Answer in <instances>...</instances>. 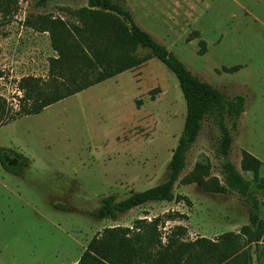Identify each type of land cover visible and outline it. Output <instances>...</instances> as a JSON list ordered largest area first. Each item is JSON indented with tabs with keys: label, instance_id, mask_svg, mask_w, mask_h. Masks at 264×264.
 I'll return each mask as SVG.
<instances>
[{
	"label": "rangeland",
	"instance_id": "rangeland-1",
	"mask_svg": "<svg viewBox=\"0 0 264 264\" xmlns=\"http://www.w3.org/2000/svg\"><path fill=\"white\" fill-rule=\"evenodd\" d=\"M36 2L19 0L12 12L0 13V98L8 116L18 110V80L46 77L49 60L56 57L48 33L34 31L27 22L39 15L66 19L63 8L86 5V0H51L42 8ZM124 2L134 21L194 75L229 97H246L230 153H218L219 130L212 119L204 120L174 186V193L190 205L148 203L120 214L117 221L99 220L94 214L102 198L112 195L120 201L167 179L186 114L176 77L149 59L40 114L10 121L0 127L6 164L0 163V264H76L103 229L131 228L135 220L150 221L168 212L186 219L159 228L163 243L175 226L186 228L187 241L217 243L231 232L240 234L237 264H264V241L249 243L242 231L247 226L254 230L247 199L180 182L201 163L209 178L224 185L226 161L252 182V175L240 169L243 150L262 162L259 175L264 179V0ZM195 31L198 38L186 42ZM200 41L205 43L201 55ZM234 66L239 67L235 73L223 71ZM255 196L260 207L254 211L264 221V196Z\"/></svg>",
	"mask_w": 264,
	"mask_h": 264
},
{
	"label": "trees",
	"instance_id": "trees-1",
	"mask_svg": "<svg viewBox=\"0 0 264 264\" xmlns=\"http://www.w3.org/2000/svg\"><path fill=\"white\" fill-rule=\"evenodd\" d=\"M19 0H0V13L9 14ZM51 0H37L45 8ZM68 18L39 15L33 23L36 32L48 33L56 57L50 58L46 77L25 76L16 83L18 110L8 116V106L0 98V127L19 118L40 114L47 107L74 96L92 86L132 70L149 59L162 63L177 79L185 101L186 114L177 144L168 164L167 179L156 186L133 192L117 201L114 196L102 198L94 216L99 220L117 221L120 214L148 203L185 202L189 200L174 193V186L186 167V158L201 130L202 122L212 119L219 130L217 151L228 156L233 143L232 132L246 107L244 95L229 97L189 71L168 49L142 29L133 18L124 0H86V5L71 10L63 8ZM29 21V20H28ZM198 38L192 32L186 42ZM200 55L205 50V43ZM147 54L139 55V52ZM239 67L223 68L235 73ZM0 163L4 168L3 149ZM262 162L243 150L240 169L252 175L246 180L229 161L222 165L224 185L209 178L206 166L196 163L192 172L180 181L184 185L198 184L205 192L225 194L235 192L250 205L249 222L254 230L244 227L247 242L264 241V221L257 210L260 202L255 192L264 196V179L259 172ZM254 184V185H252ZM186 219L179 212H168L150 221L135 220L131 228H105L89 241L76 264H237L240 234L231 232L212 242L206 238L184 239L186 228L175 226L162 242L160 227L168 221Z\"/></svg>",
	"mask_w": 264,
	"mask_h": 264
}]
</instances>
